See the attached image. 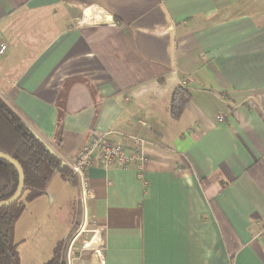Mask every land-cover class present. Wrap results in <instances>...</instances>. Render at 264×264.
<instances>
[{"label": "crops", "instance_id": "crops-1", "mask_svg": "<svg viewBox=\"0 0 264 264\" xmlns=\"http://www.w3.org/2000/svg\"><path fill=\"white\" fill-rule=\"evenodd\" d=\"M0 44V98L69 170L99 134L148 157L89 165L85 200L53 175L30 264L78 209L66 264H264V0H0Z\"/></svg>", "mask_w": 264, "mask_h": 264}, {"label": "trees", "instance_id": "trees-1", "mask_svg": "<svg viewBox=\"0 0 264 264\" xmlns=\"http://www.w3.org/2000/svg\"><path fill=\"white\" fill-rule=\"evenodd\" d=\"M190 100V92L184 86H177L171 94L169 113L178 118ZM60 138V128L57 131ZM0 151L21 165L24 172V186L21 195L13 203L0 206V264H18V242L14 238L15 223L26 207V202L46 193L50 178L58 174L68 180L76 190L78 201L79 183L77 176L65 166L60 158L18 117L0 98ZM18 174L7 161L0 158V200L8 198L16 189ZM79 226V209L68 234L57 241L51 257L44 264H66V246L73 232ZM233 256V253H230Z\"/></svg>", "mask_w": 264, "mask_h": 264}, {"label": "built area", "instance_id": "built-area-1", "mask_svg": "<svg viewBox=\"0 0 264 264\" xmlns=\"http://www.w3.org/2000/svg\"><path fill=\"white\" fill-rule=\"evenodd\" d=\"M5 49L6 45L0 44V55L4 53ZM217 118L222 120L220 115ZM128 142L124 144L112 141L105 134L93 135L75 152L70 171L77 176L80 199L85 200L92 194L91 187L86 180V169L92 163L102 165L111 163L133 164L138 170L142 169L148 159L144 149V139L131 135Z\"/></svg>", "mask_w": 264, "mask_h": 264}, {"label": "rangeland", "instance_id": "rangeland-1", "mask_svg": "<svg viewBox=\"0 0 264 264\" xmlns=\"http://www.w3.org/2000/svg\"><path fill=\"white\" fill-rule=\"evenodd\" d=\"M60 183H61L60 181L52 182L51 191L53 192L54 190V194L56 195L58 194L57 198L61 199L63 204L68 207L66 194H68V192L70 191L66 190ZM55 189L57 191H55ZM57 209L58 207L54 205L52 206L53 213ZM63 209L64 207L59 208L58 210L61 212ZM49 213H50V209H49ZM40 215L42 216L44 215L43 218L40 217ZM47 215L49 214L45 212H40V210H38L37 207L31 206L30 208L25 209L18 218V220L16 221L15 227L17 226V228H19L20 231V232L18 231L17 236L21 237V239L18 240L17 238H15V234H14L15 240L18 242V246H17L18 257H19L18 264H30L33 260H36V257H33L36 253L34 254L31 253V247H35L37 244H39V242L36 240L37 238L33 237L34 235L36 234L38 236L41 235V230L43 229H47L46 232H44V235H47V232L51 230L54 231L53 223L56 224V222H54V217L50 216V220H49ZM34 217H36V219H33ZM69 222L70 221L68 220L66 221L64 220L63 228L57 231L60 234L58 238L63 239L66 236L67 227L65 224ZM46 242H47V238L46 239L44 238L43 240L40 241V243H42L43 246L46 245Z\"/></svg>", "mask_w": 264, "mask_h": 264}, {"label": "water", "instance_id": "water-1", "mask_svg": "<svg viewBox=\"0 0 264 264\" xmlns=\"http://www.w3.org/2000/svg\"><path fill=\"white\" fill-rule=\"evenodd\" d=\"M0 158L9 162L18 174V183L15 191L8 198L0 200V206H5L13 203L21 195L24 186V172L19 162L10 155L0 151Z\"/></svg>", "mask_w": 264, "mask_h": 264}]
</instances>
